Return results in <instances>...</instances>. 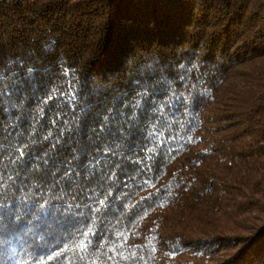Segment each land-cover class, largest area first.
<instances>
[{
	"label": "trees",
	"instance_id": "obj_1",
	"mask_svg": "<svg viewBox=\"0 0 264 264\" xmlns=\"http://www.w3.org/2000/svg\"><path fill=\"white\" fill-rule=\"evenodd\" d=\"M0 264H264V0H0Z\"/></svg>",
	"mask_w": 264,
	"mask_h": 264
}]
</instances>
